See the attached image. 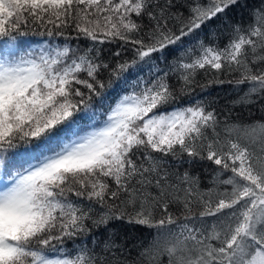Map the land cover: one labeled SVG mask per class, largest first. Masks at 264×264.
<instances>
[{
    "label": "snow or ice",
    "instance_id": "obj_1",
    "mask_svg": "<svg viewBox=\"0 0 264 264\" xmlns=\"http://www.w3.org/2000/svg\"><path fill=\"white\" fill-rule=\"evenodd\" d=\"M234 3H197L177 34L168 27L164 8L159 14L149 11V0H0V37L7 38L0 48V172L9 182L0 189V264H96L86 247L75 255L63 249L64 238L87 231L93 202L106 208L93 220L96 225L127 216L128 222L156 229L142 255L163 248L169 264H264V122L226 126L222 141L214 111L202 103L159 111L174 99L164 77L140 91L118 93L114 104L106 94L123 73L151 63L154 53L178 44ZM145 13L155 21L147 41L133 35L141 28L133 14ZM30 20L57 29L75 21L77 31L94 42L131 43L133 59L118 63L105 84L98 73L107 64L88 55L69 60L67 47L17 54L14 33L26 35L21 26ZM200 48L191 63L180 64L185 73L234 64L244 70L237 85H250L248 102L264 94V70L254 74L247 60L249 50L254 57L264 50V13L246 32L235 27L223 49L203 43ZM181 78L191 82L187 74ZM9 153L26 157L24 164L13 168ZM153 153L201 159L206 153L218 166L213 182L231 191L218 192L215 202L211 192L208 199L194 200L185 173L181 179L189 187L181 197ZM70 195L86 197L89 205ZM174 202L183 205L182 223L170 210ZM194 203L203 209L198 216ZM206 217L215 218L211 227L204 226Z\"/></svg>",
    "mask_w": 264,
    "mask_h": 264
},
{
    "label": "trees",
    "instance_id": "obj_2",
    "mask_svg": "<svg viewBox=\"0 0 264 264\" xmlns=\"http://www.w3.org/2000/svg\"><path fill=\"white\" fill-rule=\"evenodd\" d=\"M149 2L151 4L149 11L159 14L161 8L166 10L169 17L167 19L168 27L179 34L181 26L187 22L190 9L197 3L207 5L209 0H149ZM180 13L183 15L179 16ZM261 13H264V0H236V3L230 5L223 13L206 21L200 29L184 37L178 44L170 45L161 52L154 53L151 63L139 64L136 68L123 73L120 80H114L112 88L107 89L106 94L114 97L112 100L114 104L118 93L124 94L134 88L140 91L145 84H150L158 77H164L173 92L174 99L161 107L159 111H171L174 108L202 103L208 111H214L219 121L217 131L220 133L222 141L225 139L224 128L226 126L264 122V94L258 93L251 97L254 102H248L245 94L250 88L249 83L246 82L242 85L236 83L242 77L244 71L242 67H237L234 64L229 66L225 63L219 70L206 66L203 69L197 68L187 73L180 68L182 62L191 63L200 54L201 43L205 47L223 49L234 35L235 27L239 26L242 32H246ZM133 19L141 26L139 33L133 35L147 41L155 21L150 20L146 13L142 17H136L133 14ZM47 28H52L54 33L60 31L63 34L48 36ZM21 30L27 34L21 36L14 33L17 37L15 41L17 54L31 52L34 56H38L41 50H62L67 47L71 49L69 60L80 55H88L95 58L97 63L107 64L109 67L102 68L98 73L99 78L105 84L108 83L111 70L118 63L130 62L134 56L131 43H125L119 39L104 43L94 42L77 31L75 21H70L67 26L57 29L54 25L33 24L30 20L26 27L21 26ZM6 42V37H0V48ZM260 56H264V50H258L255 57L249 50L247 60L254 74H259L258 69L264 70V61L258 59ZM254 58L257 59L256 63H252ZM183 74L189 75L190 83L184 82L181 78ZM80 76L87 79L86 73H81ZM140 81L143 83H139L137 86ZM76 87H80L87 93V89L82 85H76ZM209 134L211 135V133ZM236 137H239V132L234 134L233 138ZM244 142L241 140V143ZM9 155H13L11 162L13 168L24 164L26 157L13 153H9ZM153 156L161 159L162 172H167L169 182L177 185L181 197L185 195L184 190L189 187V184L183 183L181 179L185 173L191 178V187L196 194L193 197L194 200H197L201 195L204 199H208V194L211 192L215 202L218 192H223L225 189L231 191V186L213 182L218 166L207 160L206 153L203 159L200 157L190 158L187 154L173 157L153 153ZM230 175V172L225 173L222 178H227ZM6 179L7 177L0 172V180ZM149 191L155 193L157 189L150 188ZM70 199L79 200L82 206L89 205L86 197L77 198L70 195ZM90 206L92 219L85 221L87 231L79 233L75 237L64 238L63 249L66 253L75 255L80 249L86 247L89 254L95 256L96 264H169V258L163 248L158 253L149 251L148 255H142L145 249H149L152 245L156 229L128 222L127 216L123 220H110L107 225H96L93 220L99 219L100 214L106 211V208H102L94 202ZM170 210L182 223V203H172ZM201 210L203 209L198 203L193 204V211L197 216ZM127 211L132 212L131 206H128ZM156 216L159 217V210L156 212ZM214 221V217H206L203 224L205 227H211ZM199 223L198 221V226ZM57 247L59 248L60 245L57 244Z\"/></svg>",
    "mask_w": 264,
    "mask_h": 264
},
{
    "label": "rangeland",
    "instance_id": "obj_3",
    "mask_svg": "<svg viewBox=\"0 0 264 264\" xmlns=\"http://www.w3.org/2000/svg\"><path fill=\"white\" fill-rule=\"evenodd\" d=\"M0 189H2V188H0Z\"/></svg>",
    "mask_w": 264,
    "mask_h": 264
}]
</instances>
